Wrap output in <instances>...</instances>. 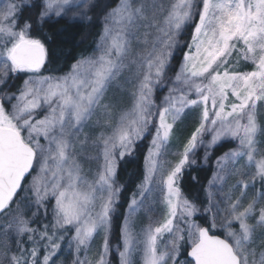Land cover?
Wrapping results in <instances>:
<instances>
[{
  "label": "snow or ice",
  "instance_id": "snow-or-ice-1",
  "mask_svg": "<svg viewBox=\"0 0 264 264\" xmlns=\"http://www.w3.org/2000/svg\"><path fill=\"white\" fill-rule=\"evenodd\" d=\"M95 7L0 0V264H56L62 245L72 264H110L119 161L153 129L120 227L119 264L137 256L140 264H264V191L256 190L264 188V0H110L96 49L45 75V26L90 20ZM189 32L158 105L155 92ZM20 73L27 76L12 91ZM196 109L183 151L165 166L178 123ZM224 140L237 147L216 160L201 224L180 180L198 147L207 159ZM91 160L94 172L84 167ZM141 212L149 223L137 229Z\"/></svg>",
  "mask_w": 264,
  "mask_h": 264
},
{
  "label": "trees",
  "instance_id": "trees-1",
  "mask_svg": "<svg viewBox=\"0 0 264 264\" xmlns=\"http://www.w3.org/2000/svg\"><path fill=\"white\" fill-rule=\"evenodd\" d=\"M109 2L110 0H96V7L90 9L88 12L90 20L84 19L78 23H68L65 20H61L60 23L45 26L44 31L50 38L45 43L49 49V58L51 60L50 65H45V68L49 69V71L42 70L45 75H60L67 71L71 64L81 55H88L94 51L102 29L106 6ZM24 15L25 17L34 16L35 13L25 11ZM36 34L38 35V33ZM179 39L181 48L177 51L176 57L172 61V70L168 72L164 86L160 87V92L158 91L156 94L158 97L156 103L162 99L163 95L168 93L169 79L179 69L182 52L184 50L183 45L190 40V32L182 34ZM18 77L11 81L12 91H15V87L24 79L22 76ZM153 133L154 129L150 130V134L137 143L132 156H126L123 160L119 161L117 184L122 186L123 191L120 194L119 203L116 206V215L113 217L112 234L109 241L110 247L111 245L115 247L120 243V227L127 211L130 196L136 191L137 185L143 179L144 157L147 154ZM205 139L207 140V137ZM234 145L231 141H223L217 144L208 150L209 154L207 159H205V148L200 146L195 151L194 156L190 157L195 159L196 163L190 167H186L184 170L182 179L180 180V187L184 195L201 208L202 214L195 217L197 222L201 224L207 223V217L203 214V209L207 204L205 189L216 170V160L230 149H234ZM110 254L112 257L111 263L119 264L118 259L112 251Z\"/></svg>",
  "mask_w": 264,
  "mask_h": 264
},
{
  "label": "rangeland",
  "instance_id": "rangeland-1",
  "mask_svg": "<svg viewBox=\"0 0 264 264\" xmlns=\"http://www.w3.org/2000/svg\"><path fill=\"white\" fill-rule=\"evenodd\" d=\"M96 45H97V43H96ZM95 49H96V46H95ZM244 70H250V68L245 66ZM18 76H22V77L26 78L27 74L20 73V74H18ZM160 90H161V88H160ZM160 90L158 88L155 92V96H154L155 102H157V98H158L156 94L158 91L160 92ZM166 95H163L162 99L156 104L159 105ZM198 115H199V109L193 110L190 113H187L186 118H184L181 122L178 123V125H177L178 131L176 132L174 137L171 139V141L168 145V148H167V153L164 157V160L166 162L165 166H168L170 163H174L178 160L179 157L175 154L183 151V147L187 143L188 136H190L191 132L194 130V127H195L197 119H198ZM261 116H262V122H264V109L261 110ZM149 134H150V131L148 134H146L144 136V138H146ZM151 139H152V137H151ZM224 141H231L235 144L234 148L237 147V143L235 140H224ZM221 142H223V141H221ZM260 147H261V150L264 151V143H262L260 145ZM85 154L87 155L89 153L86 152ZM90 154L95 155L96 153L94 151H92ZM83 162H84V167H85L86 171L88 169H91L94 172L98 166L97 162L94 160L83 161ZM216 170H217V168H216ZM246 171H251V169H247ZM234 182H235L234 178L229 181V183H234ZM256 190L258 192L264 191V188H261V186H259V182L257 183ZM249 192L251 194V189L249 190ZM157 209H158V211L156 213L151 214L153 220H156L159 216V206H157ZM49 219H50V216H49ZM147 223H149L148 216L145 215L144 212H141L137 217V229H139L143 225H146ZM102 242H103V234L101 233L95 239L91 249L87 252V258L89 260L95 261L98 258L99 248H100ZM66 243H67V240L65 241V244ZM120 244H121V240H120L119 245ZM119 245H117L115 247H112V245H111V251L116 256L118 261H119V256H118L116 249ZM61 253L62 254H59V259L56 260V264H72L73 255L69 252L68 248L65 245H62ZM111 254L109 256L110 264H112L111 263V260H112ZM83 257H84V253H81V258H83ZM182 258H187V257H184L183 253H182ZM137 264H140L139 256H137Z\"/></svg>",
  "mask_w": 264,
  "mask_h": 264
}]
</instances>
